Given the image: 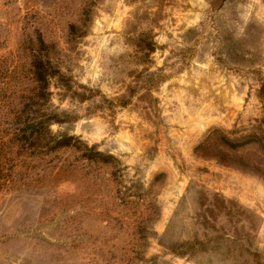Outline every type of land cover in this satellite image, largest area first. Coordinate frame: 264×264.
Listing matches in <instances>:
<instances>
[{"label": "rangeland", "instance_id": "obj_1", "mask_svg": "<svg viewBox=\"0 0 264 264\" xmlns=\"http://www.w3.org/2000/svg\"><path fill=\"white\" fill-rule=\"evenodd\" d=\"M40 39L50 132L117 162L18 138ZM262 96L264 0H0V264H264V154L209 137Z\"/></svg>", "mask_w": 264, "mask_h": 264}, {"label": "trees", "instance_id": "obj_2", "mask_svg": "<svg viewBox=\"0 0 264 264\" xmlns=\"http://www.w3.org/2000/svg\"><path fill=\"white\" fill-rule=\"evenodd\" d=\"M41 48L34 50L30 61V70L32 78L35 82V91L27 104V109H24L23 124L18 128V138L29 145L38 144L40 150L47 154V152L57 150L59 148L71 147L79 151L82 158L93 161L108 162L118 161L111 154H105L97 149L96 145H88L74 134H60L55 135L50 132V125L53 122L58 123L59 118L57 114L48 110V103L50 100L49 82L55 79L56 82H61V85H67V81L63 74L53 65L48 57V47L42 39H40ZM264 100V96H262ZM26 103V102H25ZM218 136L223 143L229 147H238L246 144L254 143L259 151L264 154V119L258 124L255 130L240 136L230 138L219 130H212L209 132V137ZM221 163L224 160H218ZM236 165L240 169H245L258 174L264 179V167L254 163H248L244 160ZM117 168V167H116ZM215 198L221 202L225 208L224 200L222 198ZM175 249V248H174ZM175 254L184 255V251L173 250Z\"/></svg>", "mask_w": 264, "mask_h": 264}]
</instances>
